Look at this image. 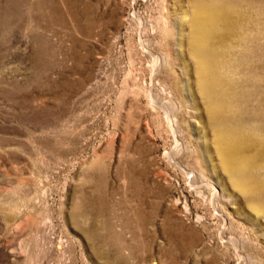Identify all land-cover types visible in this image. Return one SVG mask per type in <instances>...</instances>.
Segmentation results:
<instances>
[{
    "label": "rangeland",
    "instance_id": "374dc122",
    "mask_svg": "<svg viewBox=\"0 0 264 264\" xmlns=\"http://www.w3.org/2000/svg\"><path fill=\"white\" fill-rule=\"evenodd\" d=\"M217 5L245 16L214 59L236 112L196 80ZM262 88L264 0H0V264H264L263 201L214 149Z\"/></svg>",
    "mask_w": 264,
    "mask_h": 264
},
{
    "label": "bare ground",
    "instance_id": "6f19581e",
    "mask_svg": "<svg viewBox=\"0 0 264 264\" xmlns=\"http://www.w3.org/2000/svg\"><path fill=\"white\" fill-rule=\"evenodd\" d=\"M196 9L192 31L195 54L201 63L196 78L199 92L209 110L215 108L211 105L216 103L235 110V103L243 99L241 85L224 74L228 70L227 65L222 64L219 70V63L214 65V59L219 56L224 59L230 55L228 50L237 41V31L245 16L238 8L223 5L199 6ZM223 49H227V52ZM260 70L262 72L263 66ZM260 93L264 96L263 88ZM212 128L221 133L223 126L214 123ZM225 135L214 148L223 160V170L242 187L240 190L248 200H252L250 202L263 201L260 203L263 205L258 206L263 208L260 211L264 217V121L235 118L227 126Z\"/></svg>",
    "mask_w": 264,
    "mask_h": 264
}]
</instances>
